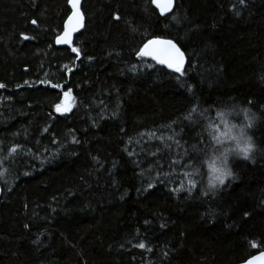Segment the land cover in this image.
<instances>
[{
    "label": "trees",
    "instance_id": "obj_1",
    "mask_svg": "<svg viewBox=\"0 0 264 264\" xmlns=\"http://www.w3.org/2000/svg\"><path fill=\"white\" fill-rule=\"evenodd\" d=\"M70 11L67 0H0V155L20 145L37 157L22 155L0 178V264H244L264 251V151L255 163L230 155L235 178L208 196L213 152L199 151L214 143L207 125L218 124V112L239 126L245 107L264 149V0H176L179 23L168 24L150 0H84L79 57L56 45ZM151 36L187 47L185 86L137 58ZM68 91L75 106L60 115L55 106ZM197 105L207 115L193 114L185 127ZM195 157L197 188L173 194L187 177L170 161ZM149 179L156 186L144 191Z\"/></svg>",
    "mask_w": 264,
    "mask_h": 264
},
{
    "label": "snow or ice",
    "instance_id": "obj_2",
    "mask_svg": "<svg viewBox=\"0 0 264 264\" xmlns=\"http://www.w3.org/2000/svg\"><path fill=\"white\" fill-rule=\"evenodd\" d=\"M67 2L71 9L70 15L67 16V22L64 25L62 34L56 37V43L68 46L69 48H71V51L75 53L77 57H79L80 50L76 47H72L73 34L80 31V29L84 27L85 17L83 11L81 10V0H67ZM237 3L241 6L246 7V0H237ZM150 4L154 5V8L158 10L159 16L166 17L163 23L168 24L169 21L179 23V18L176 12H174L175 0H150ZM232 11L234 15L240 14L235 5L233 6ZM112 18L115 21H120L121 15L119 13H115ZM31 23L36 25L37 21L32 20ZM129 28L133 32L136 31L135 27H133L130 22ZM24 39L27 40L29 39V37L25 36ZM187 51V47L181 45L178 40H175L173 38H162L160 36H151L142 40L141 45L136 50V56L142 62H154L151 67L158 66V70L166 69L170 70L172 73L178 74V77H176V79L183 87L185 86V81L180 80L179 78L186 76V64L189 67H192L190 58L186 55ZM137 67V65H132V68L130 70L135 71ZM164 74L167 75V72H165ZM5 87L6 86L4 84L0 83V89H3ZM51 87L61 89L63 88L62 85L57 84H52ZM188 91H192L190 86H188ZM71 96L72 93L70 91L65 92L63 103H59L55 106V111L57 113H59L60 115H65V113L71 111L72 107L75 106L74 104H70L68 102V98ZM102 103L103 101H101V104ZM193 103H195V101H193ZM249 103H251V101H249ZM201 112L203 113V115H207V112L203 109H200L198 105L195 107H191L189 109V112L182 117V122H188L184 124V126L191 127L193 123H196V121H193V114H199ZM240 112L243 113V118L245 121V123H243L242 125L238 126V124H232V126L229 127L228 122L225 120V117L233 115V113H225L223 111L217 113V120L220 121L219 124L212 122L207 125V128L211 129V135L214 143L208 144L207 147L200 149L199 151H202L204 155H207L209 150H211L213 153H217L220 152L221 149H223V153L219 158V166H217V159L215 157L213 158L212 163L208 165L211 175L208 180V188L205 189L202 193L204 196H208L209 193L215 195L216 192H218L225 186L227 181L235 178L232 167L229 166V156L232 155L236 149H239V153L242 154L239 156V159L251 163H255V154L264 151V149H259L257 147L252 135L249 134V130L254 127L256 122L255 114L251 113V109L247 107L240 109ZM250 114L251 118H249ZM237 115H239V113H237ZM176 123V121L173 122V124ZM221 124L223 125L224 130H221ZM169 127L171 128L172 126L169 125ZM44 131L47 132V128H45ZM142 135L148 136L149 139H152L154 137L155 139L159 140L163 144L165 149L171 150L172 148V145L165 142L164 138L161 136H157L156 133H144ZM167 140L172 141L175 145H180L183 148V145L181 144V141L179 139H175L170 135L167 137ZM71 142L78 143V141L75 139H73ZM233 143L235 144V149L234 147L230 146L225 147L226 144L232 145ZM192 151H198L195 145L192 146ZM183 152L185 155H188L189 149L183 148ZM158 154L159 150L151 152V156L153 157H156ZM22 155L32 156L33 159L37 158L34 153L23 150L20 145H12L4 150L3 155H0V169H2L0 170V178L5 177L10 172V170L14 169L15 165L21 163ZM130 155H135V153H130ZM201 160L202 157H195L191 160H181L177 158L170 161V165L183 164L186 166V170L184 171L183 175L187 177V184L181 182L178 188H171L170 191L173 194L179 196L180 193H187V195L191 197L193 190H195L198 186V181L195 179V177L200 175L201 173L197 169L196 165L199 164ZM46 162L47 161L44 159L41 160L42 164ZM97 163H99V160H97ZM155 163L161 169L164 167V165L160 163L159 160H157ZM233 163H235V161ZM137 164H139L138 161ZM147 171L151 173L153 169L149 168ZM30 174L31 173L29 171L23 172L24 176H28ZM140 175L144 176L145 172L142 171ZM155 179L156 181H160L162 179L159 172H156ZM4 183L7 184V180H5ZM155 186L156 184L152 182L151 179H149L147 186L144 188V191L151 190ZM11 190L12 188L9 186L7 188V191ZM3 193L4 189L0 188V196H2ZM247 215L248 214L245 213V217H247ZM134 246L139 247L140 249H145L149 252L152 250L144 243H138ZM252 246L255 247L256 245L253 244ZM165 255L167 254L165 253ZM248 264H253V262L249 261Z\"/></svg>",
    "mask_w": 264,
    "mask_h": 264
},
{
    "label": "water",
    "instance_id": "obj_3",
    "mask_svg": "<svg viewBox=\"0 0 264 264\" xmlns=\"http://www.w3.org/2000/svg\"><path fill=\"white\" fill-rule=\"evenodd\" d=\"M83 2L84 0H81V10H82V5H83ZM154 6V5H153ZM175 8H176V0H175ZM175 8H174V11H175ZM158 12V10H157ZM171 15V14H170ZM85 17V16H84ZM165 18V17H163ZM67 22V21H66ZM66 24V23H65ZM86 27V20L84 19V27L80 29V31L76 32L73 34V43H72V47H73V44H74V40L76 38L77 35H79L81 32H83V30L85 29ZM57 47H65V48H69L68 46L66 45H60V44H57ZM71 49V48H69ZM187 65V64H186ZM186 67V66H185ZM0 188H2V185L0 183ZM2 196H0L1 198ZM249 261H252L253 264H264V251L260 252L259 254L255 255L254 257H252L251 259H249L246 263L244 264H248Z\"/></svg>",
    "mask_w": 264,
    "mask_h": 264
},
{
    "label": "rangeland",
    "instance_id": "obj_4",
    "mask_svg": "<svg viewBox=\"0 0 264 264\" xmlns=\"http://www.w3.org/2000/svg\"><path fill=\"white\" fill-rule=\"evenodd\" d=\"M63 101H64V96H63V98H62V102L61 103H63ZM68 102L70 103V104H74V99H73V95L71 96V97H69L68 98ZM73 108V107H72ZM72 110V109H71ZM67 113H69V112H67ZM67 113H65V114H67ZM225 120L228 122V126L229 127H231L232 126V124H233V120H232V118L231 117H229V116H226L225 117ZM220 123V121L218 122V124ZM221 130H224V127H223V125L221 124ZM234 147V143L232 144V145H225V147ZM222 153H223V149H221L220 150V152H217V153H213L212 154V156H211V161H210V164L212 163V161H213V158L215 157L216 159H217V166H219L220 165V160H219V158H220V156L222 155Z\"/></svg>",
    "mask_w": 264,
    "mask_h": 264
},
{
    "label": "clouds",
    "instance_id": "obj_5",
    "mask_svg": "<svg viewBox=\"0 0 264 264\" xmlns=\"http://www.w3.org/2000/svg\"><path fill=\"white\" fill-rule=\"evenodd\" d=\"M234 149H235V144H234ZM232 155H234V156H236V157H238L239 158V156L240 155H242L241 153H239V149H236L234 152H233V154Z\"/></svg>",
    "mask_w": 264,
    "mask_h": 264
},
{
    "label": "bare ground",
    "instance_id": "obj_6",
    "mask_svg": "<svg viewBox=\"0 0 264 264\" xmlns=\"http://www.w3.org/2000/svg\"><path fill=\"white\" fill-rule=\"evenodd\" d=\"M54 115V114H53ZM51 116V115H50ZM42 125V124H41ZM45 145V144H44Z\"/></svg>",
    "mask_w": 264,
    "mask_h": 264
}]
</instances>
